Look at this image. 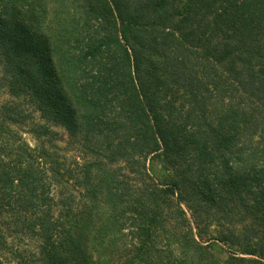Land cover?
Listing matches in <instances>:
<instances>
[{
  "label": "trees",
  "instance_id": "1",
  "mask_svg": "<svg viewBox=\"0 0 264 264\" xmlns=\"http://www.w3.org/2000/svg\"><path fill=\"white\" fill-rule=\"evenodd\" d=\"M2 88L0 264H264V0H0Z\"/></svg>",
  "mask_w": 264,
  "mask_h": 264
},
{
  "label": "rangeland",
  "instance_id": "2",
  "mask_svg": "<svg viewBox=\"0 0 264 264\" xmlns=\"http://www.w3.org/2000/svg\"><path fill=\"white\" fill-rule=\"evenodd\" d=\"M8 100L9 101L12 100V97L9 96L6 88L0 89V105L5 103ZM54 130L59 131L63 135L62 140L58 142V146L61 148V152L65 154L67 158L73 157L75 151L73 150L71 146L68 145L64 131L60 128H54ZM24 137L28 141L29 144L31 145L34 144V140L29 134H24ZM148 167H149V172L152 176L157 177L160 175L157 165L149 164ZM212 248L214 249L215 254L219 260H222L225 258L224 246L220 245L219 243H213Z\"/></svg>",
  "mask_w": 264,
  "mask_h": 264
}]
</instances>
